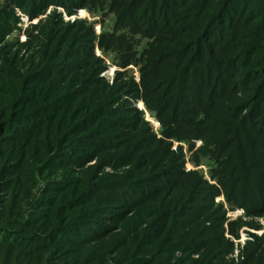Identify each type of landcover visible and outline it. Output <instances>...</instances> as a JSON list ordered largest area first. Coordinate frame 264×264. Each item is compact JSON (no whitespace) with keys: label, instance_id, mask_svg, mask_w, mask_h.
<instances>
[{"label":"rangeland","instance_id":"rangeland-1","mask_svg":"<svg viewBox=\"0 0 264 264\" xmlns=\"http://www.w3.org/2000/svg\"><path fill=\"white\" fill-rule=\"evenodd\" d=\"M36 1L0 0V118L8 127L21 126L24 119L27 123L22 127L29 132L34 121L40 120L39 125L45 116H52L49 122L43 120L36 134L32 132L34 136L27 133L18 139L0 130V226H4L0 232L10 230L5 235H13L0 237V264H64L59 261L62 253L73 250L84 252L80 264L133 260L249 264L246 258L255 250L264 255V208L247 214L229 204L211 176L217 168L214 144L227 140L228 127L236 126L246 113L230 112L241 95L237 93L231 101L225 98L215 111L198 115L207 124H217L210 132L196 139H168L156 109L145 105L141 97L146 85L142 52L150 49L154 54L150 68L166 71L168 76L181 69L170 55L185 41L161 33L143 37L131 27H117L112 0L86 7L79 6V0H63L64 6L50 4L45 9L47 0ZM106 35L123 37L128 44L111 47ZM259 45L264 49V42ZM157 48H165V58L158 60ZM123 53H129L127 66L120 65ZM51 64L53 75L48 74ZM66 70L74 71L62 74ZM134 84L137 98L132 95ZM154 93H148L149 100L158 99ZM64 95L70 96L68 100L58 98ZM49 103L59 107L53 114L41 108ZM98 109L99 113H93ZM92 113L97 114L95 134L88 127ZM80 123L87 126L80 133L84 141L75 140L78 131L71 135ZM104 135L106 140L100 137ZM91 139L105 147L90 151L94 150L87 143ZM14 143V155L1 147L12 149ZM82 153L87 155L83 161ZM78 155L83 156L79 159ZM106 186H122L127 205L108 202ZM212 188L217 195L211 194ZM62 195L65 199L59 203L56 199ZM78 195L83 196L81 202L88 196L90 204L86 201L80 206ZM252 195L259 197L258 192ZM73 198L77 200L70 207ZM43 199L48 202L40 204ZM111 209L116 219L107 215ZM82 214H97L88 217L97 224V230L92 228L97 236L85 237L79 247L69 245L68 221L81 220ZM51 227L55 233L66 227L62 231L66 241H55V233L48 230ZM14 232L49 235L50 241L44 243L47 249L23 248L14 240ZM250 261L264 264L258 257Z\"/></svg>","mask_w":264,"mask_h":264},{"label":"trees","instance_id":"trees-1","mask_svg":"<svg viewBox=\"0 0 264 264\" xmlns=\"http://www.w3.org/2000/svg\"><path fill=\"white\" fill-rule=\"evenodd\" d=\"M82 1H84L83 4ZM96 1L98 5L106 0H79L78 5L91 6V4L95 5ZM34 2L37 1L34 0ZM112 2L113 9L117 13L116 16H118L117 27H131L135 34H140L143 37H155L156 34L161 33L165 37L168 35L167 37L173 40L176 38L185 41V45H180V48H177L179 50L170 55L173 59L176 58V62L180 64L181 69L168 76H166V71L154 72L150 68L153 66L150 59L154 55L150 52V49L146 48L142 52V56L146 57L143 62L145 64L142 81L146 85H143L141 97L145 105L151 106L154 110L156 109L157 118L163 124V136L168 139L189 140L198 138L203 132H210L211 128L214 125L216 127L217 124H207V119L198 118L200 113L205 116L208 112L215 111L225 98L230 100L237 93L241 95L240 100H233L235 102L230 112L234 113L238 110L246 111V113L240 118L236 126H231L230 129L227 126L229 130V133L226 132L227 135L222 133L224 136H229L227 140L223 139L214 144L218 147L212 155L217 168L212 171L211 176L217 179L225 191V197L229 204L243 208L247 214L263 209L264 106L262 107V105H264V49L260 48L259 44L260 41L264 42V0H112ZM63 3V0H47L42 9L50 4L64 6ZM106 37L110 39L105 41L111 47L119 45L120 42L122 44L126 43L123 37H115V35H106ZM170 41V39L167 40V42ZM164 49L159 50L157 48L158 60L162 57L165 58ZM255 53L258 56H255ZM122 56L120 65L127 66L130 63V60H128L129 53H123ZM53 66V64L48 66V74H54L52 72ZM74 70H66L62 74L67 75V73L70 74ZM35 75L37 76L34 73L28 74L30 77H35ZM51 79L52 76H50ZM159 84H161L160 88H158ZM134 86L132 95L137 98L139 92L137 85L134 84ZM154 91L155 98L158 99L151 101L149 99L152 96L148 93ZM69 97V95L68 97L64 95L58 98H64L62 101H65ZM151 102L153 103L151 104ZM56 106L55 103H49L41 108L53 114L59 109ZM99 112L100 109L93 113ZM92 114L88 115V127H93L91 134H95L97 119L94 122L93 120L97 114ZM193 115H195V119ZM4 116L6 117V115ZM51 118L52 116H45L48 122ZM43 120L39 125L40 120L34 121V124L28 128L30 131L25 132L22 126L27 122L24 119L20 122L21 126L8 127V122L3 117L0 118V130L8 131L13 135L16 134L18 139L27 133L34 136L35 131H38L42 126ZM75 127L77 129L73 130L74 132H71V135L78 131L79 134L75 140L81 139V141H84L86 137L81 136L80 133L86 131V124L80 123ZM100 137L105 140L107 138L105 135ZM17 138L14 140L15 143H17ZM15 143L12 149L5 146L1 147L8 149L14 155ZM87 143L94 149L90 151L94 152H97V148L103 149L105 147V144H97L92 139ZM223 146L226 147L223 148ZM83 155L84 159L82 161L87 157V155ZM82 156L78 155L77 157L81 159ZM237 177H240L239 180ZM252 186L256 187V190H252ZM106 190L108 193L106 200L108 202L118 203L117 205L120 206L127 205L122 186H114L113 188L106 186ZM51 191H54V189ZM253 192H258L259 197L253 196ZM72 193L75 195V192ZM211 194L215 196L217 191L212 188ZM81 197L83 196L78 195L77 199ZM64 199L65 196L62 195L56 200L60 203ZM77 199L73 198L69 206H74ZM81 199L77 201L81 202ZM85 199L80 203V206L86 201L90 204V198L87 196ZM47 202L48 199H43L39 203ZM246 204L248 205L246 206ZM93 206L96 207L95 211L97 213V206L94 203ZM38 215H42V213ZM89 215L91 216V214H86L85 217L82 214L81 220L77 221L72 218L69 219L71 222L67 220L68 225H71L69 227L71 235L67 241L69 245L79 247L85 241V237H90L93 240L97 236V234H93L94 230H92L93 227L97 230V224H93L94 221L92 218H88ZM96 215L94 214L91 217ZM107 215L114 216L113 218L117 217L112 209L109 214L107 212ZM3 227L0 226V229ZM66 229V227H62L59 231L56 230L58 233H55L53 231L55 227L48 228V230L55 233L54 240L57 237L55 240L57 242L60 240L66 241L62 235V231H66ZM101 229L98 230L100 232L107 230ZM5 231L10 232V230ZM5 231L0 232V237L8 236L9 233L5 235ZM13 234L14 237H17V239H14L16 243L21 242L23 248L26 247L27 250L47 249V245H44V243L50 241L49 235H41L39 232L34 234L14 232ZM73 251L74 253L63 252L59 261L64 260V264H80L84 252ZM258 253L255 250L248 255L246 258L247 263L252 264L250 260L255 257H258L260 263H264V255ZM133 261H128L126 264H150L143 260Z\"/></svg>","mask_w":264,"mask_h":264}]
</instances>
